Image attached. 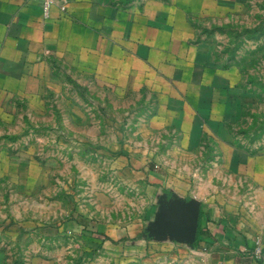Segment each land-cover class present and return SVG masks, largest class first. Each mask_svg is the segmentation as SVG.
<instances>
[{"label":"rangeland","instance_id":"1","mask_svg":"<svg viewBox=\"0 0 264 264\" xmlns=\"http://www.w3.org/2000/svg\"><path fill=\"white\" fill-rule=\"evenodd\" d=\"M165 1L187 10L204 59L228 74L225 121L209 109L187 142L178 119L152 118L154 93L125 98L70 67H62L56 88L42 98L49 105L37 111L30 92L0 95V247L13 264L201 259L195 245L145 235L167 189L243 198L237 204L251 215L264 209L256 198L264 185H252L257 170H248L264 163V0ZM220 77L216 83L226 82ZM214 99L223 101L219 90ZM77 214L106 235L75 222Z\"/></svg>","mask_w":264,"mask_h":264},{"label":"crops","instance_id":"2","mask_svg":"<svg viewBox=\"0 0 264 264\" xmlns=\"http://www.w3.org/2000/svg\"><path fill=\"white\" fill-rule=\"evenodd\" d=\"M177 6L165 0H67L62 10L56 0L45 16L42 0H0V95L30 92L27 97L37 111L49 105L42 98L56 88L62 67H70L81 79L106 85L125 98L133 92L141 98L154 93L158 109L152 118L178 119L179 137L188 142L197 117L205 119L209 109L211 116L226 119L229 82L224 70L204 59L187 10ZM220 76L223 84L215 82ZM216 90L223 101L214 99ZM217 102L219 112L214 111ZM253 168L257 176L252 185L263 186L264 163L248 164V170ZM197 198L206 231L193 244L201 259L188 264H264V209L251 215L246 204H237L243 198L210 193ZM256 198L264 201V194ZM167 240L185 244L160 241ZM0 264H13L1 247Z\"/></svg>","mask_w":264,"mask_h":264},{"label":"water","instance_id":"3","mask_svg":"<svg viewBox=\"0 0 264 264\" xmlns=\"http://www.w3.org/2000/svg\"><path fill=\"white\" fill-rule=\"evenodd\" d=\"M158 208L147 224L145 235L156 240L170 239L193 245L197 238L201 200L163 192Z\"/></svg>","mask_w":264,"mask_h":264},{"label":"trees","instance_id":"4","mask_svg":"<svg viewBox=\"0 0 264 264\" xmlns=\"http://www.w3.org/2000/svg\"><path fill=\"white\" fill-rule=\"evenodd\" d=\"M149 167H150L148 169L149 172H151L152 170H154V164L150 165ZM165 191L168 192L169 194H171V192H172V191H170L168 189L165 190ZM200 217H201V210H200ZM72 218H73V220L75 222H77L79 224H82L84 227H86L87 229H90L92 232H96V233H100V234H105L104 230L100 229L98 222H96L94 220H91V219H88L87 217H85L82 214H77V215H75ZM205 231L206 230L201 225V221H200V218H199L198 232H197V238H196L195 244L200 239V236L205 233Z\"/></svg>","mask_w":264,"mask_h":264},{"label":"built area","instance_id":"5","mask_svg":"<svg viewBox=\"0 0 264 264\" xmlns=\"http://www.w3.org/2000/svg\"><path fill=\"white\" fill-rule=\"evenodd\" d=\"M55 1L56 0H42L43 11L45 16H48L50 14V8ZM60 7L62 10H66L67 0H60ZM257 251H260V249L257 248Z\"/></svg>","mask_w":264,"mask_h":264}]
</instances>
